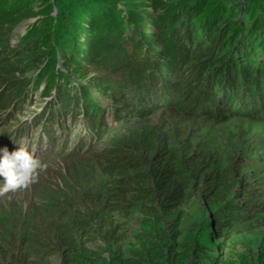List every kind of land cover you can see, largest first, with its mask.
<instances>
[{
	"label": "trees",
	"instance_id": "16d2710c",
	"mask_svg": "<svg viewBox=\"0 0 264 264\" xmlns=\"http://www.w3.org/2000/svg\"><path fill=\"white\" fill-rule=\"evenodd\" d=\"M147 1L156 13L157 1ZM168 1L176 21L169 12L155 14L144 28L143 18L128 8L130 0H39L41 17L13 42L18 18L35 13L29 0H0V125L9 127L0 130V147L11 152L21 145L19 136L27 150L35 142L45 148L42 160L67 146L65 157H76L112 127L167 108L215 123L235 117L264 121V1ZM100 26L115 36L98 39ZM184 58L189 62L182 73ZM132 64V79L110 87L111 78ZM102 103L107 111L100 110ZM221 152L210 145L198 161L171 150L115 155L108 165L119 172L112 190L94 183L93 162L69 169L32 205L13 216L0 213V255L12 264H42L53 252L60 256L57 264H264V234L261 243L240 250L234 240L264 215V194L250 186L251 179L234 174L233 166L245 168L241 162L249 158L256 165L261 158L245 149L240 160L225 165ZM201 196L215 204L217 236L229 257L210 247L207 213L190 228H180L182 217L173 220ZM117 204L139 212L133 241H126L124 230L117 235L109 228L99 234L104 245L98 250L76 241L74 230L98 232L91 221L116 212ZM68 216L73 222L61 223ZM41 250L47 253L39 255Z\"/></svg>",
	"mask_w": 264,
	"mask_h": 264
},
{
	"label": "rangeland",
	"instance_id": "374dc122",
	"mask_svg": "<svg viewBox=\"0 0 264 264\" xmlns=\"http://www.w3.org/2000/svg\"><path fill=\"white\" fill-rule=\"evenodd\" d=\"M130 1L131 2L127 3L129 5L128 8H134L135 13H139V16L143 18L142 26L144 28L148 26L147 24L155 17V14L169 12L172 14V19H174L173 22L176 21L175 18H177V13L175 12V8L171 1L160 0L158 2V0H156L159 9L165 6L162 11L158 9L156 13L151 10L147 0ZM40 5L43 7L44 3L41 4L39 0H29L27 7H31V11L35 14H32L31 17L28 18H18L12 32L14 38L12 40L13 42L26 32L29 25L41 17V15L38 14V12H40L39 9H41L39 8ZM95 10V7L92 8V13H97ZM51 11L50 15L54 16L56 14L55 7H53ZM80 16L78 15L77 19H79ZM17 17L19 16H16V18ZM164 26L167 27L166 25ZM80 29L81 28H78L75 31L78 32V38H82L84 34L83 28ZM99 32L103 35L98 36V39L101 40L102 38L109 39L111 36L112 38L115 36L114 32L111 33L110 36L105 35L106 30L104 26L99 27ZM81 43L82 42H78V45L80 46ZM124 43L122 46L125 47L126 51L128 53L132 52L128 43ZM134 60L135 58H132V63L135 65ZM184 61L185 63L180 70L182 73H184V67L189 60L188 58H184ZM133 67L132 64L131 68L128 70H124L113 76L110 80V87H114L116 90L118 87H122L128 80L132 79L134 74ZM142 68L145 69V65L144 67H140V69ZM140 72L143 71L140 70ZM90 76L94 77L93 75ZM100 106V110H108L107 104L102 103ZM36 110L39 111L40 108L38 107ZM182 113H184L182 110L167 108L157 113L154 117L144 116V118L142 117L140 120H133L123 125L114 126L109 133L103 136L102 140L97 145L95 144L93 146L90 152H83V154L71 158L65 157L69 155L67 152L69 148L67 146L63 150L57 148L54 153L50 154L48 157L45 156L42 160L43 157L41 158L40 149L44 151L45 148L39 147L37 142L34 144L32 143L28 150L46 167L43 171H38L37 180L34 183H31L28 187L0 193V213L7 216L15 215L19 208L32 205L38 196L52 189L56 182H58L60 176L64 175L67 170H72L76 166L87 162H93L95 164L96 175L94 183L106 184L112 190L115 189L113 181L118 177L119 172L117 170H109L108 165L111 162V158L116 159L115 155L121 153L130 154L131 152L132 154H135V152H138L150 157L154 152L171 150L175 155L180 157L185 156L189 160L198 161L203 160L202 156L204 150L210 145H219V148L222 147V152L218 153V156L221 158L222 164L225 165L229 162H237L240 160V154H242L245 149L252 152L253 157L259 156L261 159L256 165H251L250 158L241 162V165L247 166L245 168L237 167L234 163L233 171L234 174L237 173L243 178L247 177L251 179L249 181L252 183L250 186L264 194V180L262 179V177H264L262 176V171H264V148L262 149L260 146V144H264V121L251 119L249 117H235L230 120L215 123L204 117H191L192 115L184 116ZM34 115L35 113L31 116L26 115V118L31 120ZM12 125L15 124L13 123ZM5 128H9L8 124L5 123L2 126L0 125V130ZM17 139L21 143V147L27 148L25 144L26 140L22 141V137L19 136ZM14 149L15 148H13V150ZM262 200H264V195ZM214 205V202L206 198V196L195 197L188 204L183 206L180 211L174 214L173 220L174 222H180V217H182V221L179 223L180 228H182V226L187 227L191 222H196L198 215L200 216L202 212L207 213V219L210 220V229H208V235H210L209 240L211 243L210 247H215L218 250L220 249L219 252L221 251L226 257H229L230 250H227L226 252L225 249H221L223 240L217 236L219 217L214 216ZM81 210H83V208H81ZM84 210L86 211L87 209ZM138 217L139 212L135 206L130 208V206L125 204H117L116 212L107 215L103 220L91 221L94 228L96 225V228L100 229L98 232L90 233L87 232L88 229L85 231V229H82L81 227L79 230H74V236L78 243L84 242L86 246L98 250V248H101L102 245H104L101 240V235L99 234L104 233L109 228L110 230H115V232L118 230L117 235L124 230L127 234L126 241L130 242L133 241L132 235L134 234V231L140 225L138 223ZM261 217L253 221L252 227L254 230L244 236L239 235L234 238L239 244L235 250L242 249L244 245L254 246L257 242L261 243L264 234V226H262L264 220L260 219ZM69 218L70 216L63 218L60 221H62L61 223L70 224L73 222V219L72 217ZM45 253H47V250H44L43 252L41 250L39 255H44ZM59 257L60 256L53 252L44 257V260H42L44 263L42 264H57V258ZM231 259L233 258L231 257ZM0 264L12 263L9 258L0 255Z\"/></svg>",
	"mask_w": 264,
	"mask_h": 264
},
{
	"label": "clouds",
	"instance_id": "9594fccd",
	"mask_svg": "<svg viewBox=\"0 0 264 264\" xmlns=\"http://www.w3.org/2000/svg\"><path fill=\"white\" fill-rule=\"evenodd\" d=\"M45 167L24 147L17 146L11 152L0 147V193L28 187Z\"/></svg>",
	"mask_w": 264,
	"mask_h": 264
}]
</instances>
